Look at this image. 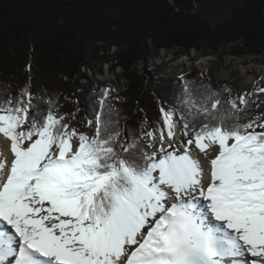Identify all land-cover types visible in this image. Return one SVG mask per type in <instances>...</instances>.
<instances>
[{"label":"snow or ice","instance_id":"6c2138e0","mask_svg":"<svg viewBox=\"0 0 264 264\" xmlns=\"http://www.w3.org/2000/svg\"><path fill=\"white\" fill-rule=\"evenodd\" d=\"M183 93L187 141L171 151L173 111L159 149L120 141L107 90L91 137L30 91L0 100V264H264V119L250 118L264 88ZM192 145L216 153L207 170Z\"/></svg>","mask_w":264,"mask_h":264},{"label":"trees","instance_id":"16d2710c","mask_svg":"<svg viewBox=\"0 0 264 264\" xmlns=\"http://www.w3.org/2000/svg\"><path fill=\"white\" fill-rule=\"evenodd\" d=\"M226 48L237 57L263 55L264 0H0V100L21 98L30 83L42 109L51 101L69 128L83 133L89 120L94 123L106 90L83 83L84 71L111 64L126 81L119 97L108 95L119 140L135 137L147 146L143 136L153 132L159 139L163 129L162 108L175 112L183 133L182 117L191 119L182 103L186 83L224 99L232 98L234 88L231 82L213 83L196 69L166 75L152 61L162 51L171 57L191 51L215 56ZM149 63L152 69L140 74L138 66ZM262 97L256 93L253 99ZM33 104L35 113L36 99ZM256 114L254 103L250 118Z\"/></svg>","mask_w":264,"mask_h":264},{"label":"rangeland","instance_id":"374dc122","mask_svg":"<svg viewBox=\"0 0 264 264\" xmlns=\"http://www.w3.org/2000/svg\"><path fill=\"white\" fill-rule=\"evenodd\" d=\"M230 49H224L223 51L217 53L215 56H208L201 54L196 51H191L189 55L183 53H178L177 56H172L166 51H162L156 60L152 63L157 67H160L164 74L174 75L177 77L182 76L184 73L191 69H196L204 77L211 80L213 83H229L231 82L234 86L232 90V98H237L243 94L253 93L256 88H264V53L262 56H233L229 54ZM114 65V63L112 64ZM150 63L145 66L140 64L138 70L144 73V68L151 70L149 66ZM96 67L95 69L84 71L86 80L83 83L88 82L90 87H106L109 95L111 97H119L120 91L126 84V81L122 77V70L120 68L112 69V66L103 65L101 70ZM83 71V70H82ZM142 71V72H141ZM29 75L31 71L28 72ZM153 77L157 78L156 73H153ZM33 79V76L29 78V81ZM88 86V87H89ZM31 84L26 83L22 88L20 95L22 100L25 99L26 93L30 91ZM264 94V93H258ZM157 103H159L157 101ZM257 106V114L255 117L260 116L264 119V97L259 101H255ZM32 106V107H31ZM34 104L29 105V108H33ZM79 109V108H76ZM173 111V110H170ZM77 112L73 113L76 116ZM173 121L175 122V135L174 139L169 141L167 139V133L164 134L163 147L173 150L177 144L185 143L187 137H183V133L180 129V124L173 111ZM76 125L83 127V123L77 118H74ZM159 122L163 127V117L162 114L159 117ZM146 126L148 124L146 123ZM259 131V129H257ZM84 134L92 136L95 133V124H89L82 128ZM143 140L148 144H151L153 148L159 149L161 147L160 139L155 136L149 137L145 134ZM76 143L75 138H73V143ZM194 145L191 146V148ZM182 150V149H181Z\"/></svg>","mask_w":264,"mask_h":264},{"label":"bare ground","instance_id":"6f19581e","mask_svg":"<svg viewBox=\"0 0 264 264\" xmlns=\"http://www.w3.org/2000/svg\"><path fill=\"white\" fill-rule=\"evenodd\" d=\"M27 106L29 107V105H27ZM9 145H10V142H8L5 138H3L2 135H0V156L6 157L10 161L12 159V157H11V153H10V150H9ZM191 150H192V155L194 156V158L200 159L202 164H203V166L207 170L208 166H209L208 165L209 158L214 157V155L216 153L211 151V150H209V152H210L209 157H205L204 154L199 153L198 149H195V146H193L191 148Z\"/></svg>","mask_w":264,"mask_h":264}]
</instances>
